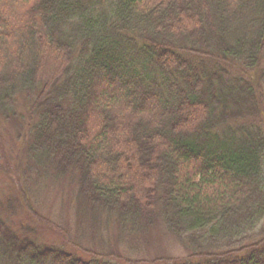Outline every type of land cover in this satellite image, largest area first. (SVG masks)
<instances>
[{"label": "trees", "instance_id": "trees-1", "mask_svg": "<svg viewBox=\"0 0 264 264\" xmlns=\"http://www.w3.org/2000/svg\"><path fill=\"white\" fill-rule=\"evenodd\" d=\"M20 101L37 168L187 252L126 264H264V0H0V117ZM0 264L89 263L0 219Z\"/></svg>", "mask_w": 264, "mask_h": 264}, {"label": "rangeland", "instance_id": "rangeland-1", "mask_svg": "<svg viewBox=\"0 0 264 264\" xmlns=\"http://www.w3.org/2000/svg\"><path fill=\"white\" fill-rule=\"evenodd\" d=\"M26 104L0 117V219L19 238L69 252L89 264H126V260L182 257L178 240L160 225L144 235L127 232L112 218L91 211L68 177L53 179L26 154L29 120ZM264 217L253 228L264 234ZM246 243V242H245Z\"/></svg>", "mask_w": 264, "mask_h": 264}]
</instances>
